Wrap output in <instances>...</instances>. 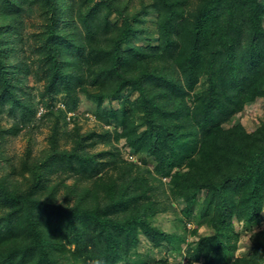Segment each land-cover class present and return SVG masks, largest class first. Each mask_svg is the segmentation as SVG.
<instances>
[{
	"label": "trees",
	"instance_id": "1",
	"mask_svg": "<svg viewBox=\"0 0 264 264\" xmlns=\"http://www.w3.org/2000/svg\"><path fill=\"white\" fill-rule=\"evenodd\" d=\"M33 12L38 96L62 94L66 108L48 105L47 146L36 155L29 145L0 175V264H173L137 257L142 235L190 264H264V227H251L264 213V123L231 122L264 98V0H0V107L24 124L40 102L22 99L18 76L32 70L10 53ZM81 94L110 128L83 130ZM116 97L118 108L104 106ZM19 130L0 128V160ZM98 138L110 147L95 150ZM179 198L166 230L156 217ZM239 228L251 233L245 255Z\"/></svg>",
	"mask_w": 264,
	"mask_h": 264
},
{
	"label": "rangeland",
	"instance_id": "2",
	"mask_svg": "<svg viewBox=\"0 0 264 264\" xmlns=\"http://www.w3.org/2000/svg\"><path fill=\"white\" fill-rule=\"evenodd\" d=\"M114 17V16H113ZM115 18V17H114ZM41 25V17L39 16V13L33 12V14L26 15L24 21L20 24L19 33L16 35L14 44H13V50L11 51V62H19V61H26L30 67L31 72L27 73L25 71L24 73H20L18 77H21L22 79L26 77L24 84H22L19 88V91H23L21 94L22 99H27L31 101L40 102L38 104V112L34 116V119L24 124L21 121L20 113H18L12 106H10L8 103L4 104L0 107V128L1 127H12L16 123L20 127V130L18 132H10L6 134V143H5V152L6 157L5 159L0 160V175L6 174L7 172H11V168L13 165L20 166L22 157L25 154V151L29 145L34 150V153L36 155H39L41 153V150L47 146V138L50 132L49 124H50V116L48 114H45L48 109L52 108L48 105L55 104V108H66V103L63 101V95L58 94L56 97L53 98H47L45 101H43L41 96H38V92L42 90L43 87V80H39L38 74V66L40 65L38 59L36 58V53L34 52L35 43L33 36H31L32 32H35L39 29ZM153 25V24H152ZM155 35L152 37V39H155ZM141 43L148 44V41L142 40ZM27 73V74H26ZM34 93L37 97H33L32 94ZM138 93L135 92L132 94L131 99H134L137 97ZM121 97H116L113 100H106L104 102V106L106 108L115 107L118 108L120 106ZM48 106V107H47ZM96 108V105L93 101L88 99L84 94H81V101L79 104V107L77 109V113L80 123L83 126L84 131L89 130H95V131H101L103 128H110L109 124L103 125L94 115V110ZM75 112H68L66 119L69 121L68 125H66L65 121L62 122V125L66 126V129H70L74 126L72 119L70 116L74 114ZM71 114V115H70ZM231 122H239L244 125L245 128L249 131L255 130V128L262 123H264V98H258L257 101L252 103H247L245 107L238 112L232 119ZM226 125H229V123H226ZM112 129L113 126L111 125ZM144 126L141 127L143 129ZM65 132V128H64ZM114 139V137H112ZM98 142L95 145L94 149L99 151L103 149H107L110 147V145L105 144V142L101 141L99 138L97 139ZM62 143L65 145L70 144V140L67 139L66 133L63 134ZM116 145L121 147L122 155L125 156L126 149L125 147L127 144L125 143V139H121L120 142H116ZM118 146V147H119ZM142 157L140 158L137 155H134V160H131L132 162H138L139 164L142 162ZM14 177V176H13ZM167 180V178H165ZM175 206L174 208L169 209L165 213H161L156 217L155 222L162 226L166 230H175L174 223L175 220H173L176 216L181 215V210L184 206V200L179 198L175 200ZM187 226L189 228H193L195 225V222L193 219L190 221H187ZM242 226V224H240ZM251 227H254L255 229L263 228L264 227V213L263 218H261L258 222L251 225ZM254 228H252L254 230ZM205 227L200 228V232L204 231ZM241 230V237L242 236H250L251 233L249 230H246L245 228H239ZM195 236H188L189 240L194 239ZM240 241V240H239ZM139 250L137 252V257L141 254L143 258H147L151 260L153 257L159 258L162 256L169 257L170 261L173 264H190L189 261L182 255L181 253L177 252L174 249H167V246L159 249L152 248V245L150 242L146 239L144 235L141 236V243H140ZM239 247L236 251V255H245L248 253L252 246V241L250 247H248V250L246 252H241L239 249L242 247L238 243ZM186 247V244H184V248ZM149 253L152 255H149ZM199 264V263H194Z\"/></svg>",
	"mask_w": 264,
	"mask_h": 264
},
{
	"label": "clouds",
	"instance_id": "3",
	"mask_svg": "<svg viewBox=\"0 0 264 264\" xmlns=\"http://www.w3.org/2000/svg\"><path fill=\"white\" fill-rule=\"evenodd\" d=\"M71 115V114H70ZM129 146V145H128ZM130 147V146H129ZM131 148V147H130ZM135 155V154H134ZM131 160H134V159H131ZM206 235H211V233L209 232V233H205ZM239 244L242 246V247H240V251L241 252H246L247 250H248V247H250V245H251V237L250 236H247V235H245V236H242L241 238H240V241H239ZM92 264H101V261H99V260H94L93 262H92Z\"/></svg>",
	"mask_w": 264,
	"mask_h": 264
},
{
	"label": "built area",
	"instance_id": "4",
	"mask_svg": "<svg viewBox=\"0 0 264 264\" xmlns=\"http://www.w3.org/2000/svg\"><path fill=\"white\" fill-rule=\"evenodd\" d=\"M125 149H126V152H125L126 155L125 156L130 158V159H134V154L132 153L131 148L127 145L125 147Z\"/></svg>",
	"mask_w": 264,
	"mask_h": 264
}]
</instances>
